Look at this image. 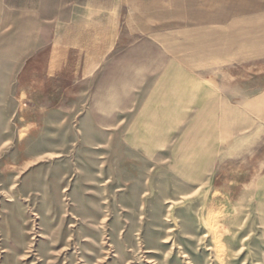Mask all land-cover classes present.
I'll list each match as a JSON object with an SVG mask.
<instances>
[{"label":"rangeland","instance_id":"374dc122","mask_svg":"<svg viewBox=\"0 0 264 264\" xmlns=\"http://www.w3.org/2000/svg\"><path fill=\"white\" fill-rule=\"evenodd\" d=\"M0 264H264V0H0Z\"/></svg>","mask_w":264,"mask_h":264},{"label":"crops","instance_id":"0c3cea01","mask_svg":"<svg viewBox=\"0 0 264 264\" xmlns=\"http://www.w3.org/2000/svg\"><path fill=\"white\" fill-rule=\"evenodd\" d=\"M214 101V102H213ZM215 104V106L216 105H219V102L217 101V100H215V99H213L211 102H208V105L210 106L211 104ZM203 104H205L204 102H200V103H198L195 107L197 108V110H203L204 111V108L206 107V106H208V105H203ZM200 112H202V111H200ZM203 113V112H202ZM201 113V114H202ZM199 117H198V119H200L201 117H202V115H198ZM197 119V122H199V120ZM151 137H155V138H157V135L156 134H153V135H151Z\"/></svg>","mask_w":264,"mask_h":264}]
</instances>
